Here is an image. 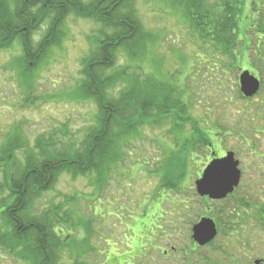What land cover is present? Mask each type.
I'll list each match as a JSON object with an SVG mask.
<instances>
[{"label": "rangeland", "instance_id": "374dc122", "mask_svg": "<svg viewBox=\"0 0 264 264\" xmlns=\"http://www.w3.org/2000/svg\"><path fill=\"white\" fill-rule=\"evenodd\" d=\"M91 1L84 0L86 4ZM188 1L135 0L134 8L148 35L144 51L134 63L156 81L181 91L185 87L186 96L190 95L186 121L175 131L172 118L142 125L123 145L122 161L105 172L100 182L93 176L72 179L64 175L52 191L31 200L30 213L37 218L56 212L60 237L56 264H184L177 260L184 250L196 260L191 225L207 213V203L196 201L200 198L195 182L212 159L209 147L237 153L244 186L250 178L261 177L253 163L264 164V160L251 155L247 147L252 142L264 155V67L251 66L261 41L250 32L260 0H243L239 8L237 38L241 46L236 52L238 60L230 63L237 69L223 76L228 86L222 95L207 71L213 70L217 55L202 44L191 26L185 14L192 9ZM47 28L45 23L35 32V43ZM102 30L95 21L69 16L62 44L34 71L30 93L23 85L22 71H14L20 49L14 44L13 49L0 51V148L13 136L29 148L40 138L47 144L55 139L57 144L62 141L74 149L82 148L88 129L95 125L97 105L93 100H80L75 91L84 59ZM127 60L126 55L118 54L115 71ZM218 62L224 65L228 60ZM240 68L257 74L262 82L250 101L238 94ZM119 91L120 87L111 89L108 96L117 97ZM194 128L208 141L199 142L200 136L192 134ZM186 136L192 142H185ZM23 157L21 151L14 152L11 175ZM3 181L0 171V184ZM5 190L0 193V203L9 196ZM3 227L0 217V264H29L3 246ZM171 248L179 250L166 258L164 252L171 254ZM205 253L212 258L211 251Z\"/></svg>", "mask_w": 264, "mask_h": 264}, {"label": "trees", "instance_id": "16d2710c", "mask_svg": "<svg viewBox=\"0 0 264 264\" xmlns=\"http://www.w3.org/2000/svg\"><path fill=\"white\" fill-rule=\"evenodd\" d=\"M210 1H188L192 9L185 10V14L202 44L211 47L212 54L217 55L213 70L207 68V71L212 73V82L222 95L228 86L223 76L232 68L237 69L230 63L238 60L236 52L241 46L237 30L243 0ZM134 8L135 0H92L89 4L84 0H0V51L14 44L20 49L14 71H22L23 85L29 93L34 88L31 85L34 71L62 44L69 16L95 21L103 28L84 59L82 79L75 91L80 100H93L97 105L95 125L88 129L82 148L74 149L62 141L57 144L55 139L47 144L41 138L29 148L18 136L11 137L0 148V171L4 178L0 193L5 189L9 193L6 201L0 203L2 230L6 234L3 246L29 264H56L60 241L56 212L37 218L30 213L32 199L52 191L64 175L72 179L93 176L100 182L105 172L108 174L122 161L123 145L131 135L138 134L142 125L172 118L175 131L186 121L190 95L186 96L185 87L181 91L167 82L156 81L134 63L148 40ZM45 23H48L47 31L35 43V32ZM252 31L261 41L254 53L256 63L251 64L257 69L264 67V0H260ZM118 54L126 55L129 60L116 72ZM221 58L228 62L220 65ZM117 87H120L117 97L110 98L109 91ZM238 94L246 100L241 92ZM192 134L200 136L199 142L208 141L196 128ZM189 137H184V141L192 142ZM20 151L24 156L22 163L14 167L11 175L14 152Z\"/></svg>", "mask_w": 264, "mask_h": 264}, {"label": "flooded vegetation", "instance_id": "af4514ba", "mask_svg": "<svg viewBox=\"0 0 264 264\" xmlns=\"http://www.w3.org/2000/svg\"><path fill=\"white\" fill-rule=\"evenodd\" d=\"M248 143H250L247 147L251 155L258 160H264V155L258 153L257 147L252 142ZM210 151L212 163L226 158L230 153L234 154V159L239 163V184L231 193L220 198L197 194L196 197L200 198L196 200L197 202L207 203V213L191 225L190 238L197 259L189 258L190 254L184 250L180 251L183 257H177V260L181 259L184 264H264V173L261 171L264 169V164L258 161L253 163L257 170L260 169L258 172L261 177L250 178V183L244 186V173L237 153L231 150L221 152L212 145ZM204 219L212 221V241L200 245L193 239L194 227ZM153 227L155 226H152V229ZM171 250V254L164 252L166 258L173 257V252L177 253L179 249L171 248ZM205 250L212 252V258L205 253Z\"/></svg>", "mask_w": 264, "mask_h": 264}, {"label": "water", "instance_id": "95a60500", "mask_svg": "<svg viewBox=\"0 0 264 264\" xmlns=\"http://www.w3.org/2000/svg\"><path fill=\"white\" fill-rule=\"evenodd\" d=\"M240 86L242 93L250 98L259 91L260 81L245 71L240 76ZM238 166L239 163L235 161L233 153L220 161L211 162L204 170L202 178L196 182L198 194L220 198L231 193L233 188L239 184ZM193 239L200 245L210 243L212 241V221L204 219L195 226Z\"/></svg>", "mask_w": 264, "mask_h": 264}]
</instances>
